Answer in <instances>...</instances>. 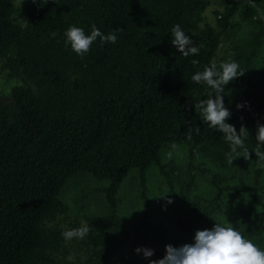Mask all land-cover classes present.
<instances>
[{
	"label": "trees",
	"instance_id": "1",
	"mask_svg": "<svg viewBox=\"0 0 264 264\" xmlns=\"http://www.w3.org/2000/svg\"><path fill=\"white\" fill-rule=\"evenodd\" d=\"M210 3L41 0L40 5L28 0L19 9L15 0H0V60L34 86H17L9 98H0V264H76L63 260L71 247L61 236L67 206L59 195L69 180L84 173L109 179L115 201L129 172L162 167V149L171 145L187 144L192 152L200 148L226 164L221 159L229 145L220 131L200 121L194 107L210 89L191 76L214 63L221 33L237 24L234 11L226 6L218 13V26L199 37L206 48L197 56L184 57L170 42L173 25L180 24L187 35ZM243 20L257 46L264 35L262 6L249 5ZM93 24L104 33L119 29L117 41L101 45L97 39L86 54L76 55L64 43V30L77 25L87 33ZM224 88L231 113L227 122L237 132L264 124L263 68L252 71L235 104L230 87ZM247 140L253 156L257 145L254 138ZM253 195L242 210L246 216L257 208V192ZM198 212L195 217L202 220L204 213ZM92 220L95 231L86 240L105 252L102 262L92 264H103L117 247L114 226L126 228L127 223L117 214ZM194 224L178 218L174 228L180 233L185 225L192 234ZM152 242L154 237L148 247Z\"/></svg>",
	"mask_w": 264,
	"mask_h": 264
},
{
	"label": "rangeland",
	"instance_id": "2",
	"mask_svg": "<svg viewBox=\"0 0 264 264\" xmlns=\"http://www.w3.org/2000/svg\"><path fill=\"white\" fill-rule=\"evenodd\" d=\"M210 2L201 18L191 24L187 35L200 49H205L206 44L199 40L200 35L210 27L218 26V13L224 12L226 6L234 11L232 19L237 24L233 29L221 33V45L214 63L219 67L224 61L234 60L239 69L244 71L227 84L230 87L231 102L235 104L243 98L252 71L264 69V35L257 46L252 44L250 26L243 20V12L251 4H260L264 12V0ZM27 4L28 0H21V3L15 0V6L19 9ZM22 85L34 87L21 75L11 74L0 60V98H9L12 90ZM245 128H242L244 146L250 151L247 138L252 137L257 145L256 152H264V144L256 140L257 126L248 125ZM191 148L187 144L171 145L162 149V167L152 164L145 170L132 169L118 188L115 201L110 199L112 193L109 179L84 173L69 180L59 195L67 206L61 221L66 229L87 226L89 231L83 239L69 241L71 248L63 260L76 264H92L96 259L102 262L105 252L86 239L95 231V220L92 219L111 214H117L120 220L127 223V227L114 226L117 247L113 258L103 264H148L149 260L163 258L165 245L175 247L191 243L196 230L211 228L216 221L230 223L246 238L264 248V162L257 163L256 154L251 156L250 152L248 158H245L241 155V149L231 154L241 156L229 163V149L228 154L221 159L226 162L224 165L205 155L200 148L193 147V152ZM169 152L171 156L167 155ZM213 179L218 185L214 184ZM242 183L248 188H235V185ZM219 188H222V193L217 195ZM254 191L257 192L258 205L251 216H246L248 213L242 210L253 199ZM163 194V197H156ZM196 209L204 213L202 220H198L197 215L195 217L198 212ZM231 217L235 220L232 221ZM178 218L189 222L193 219L195 224L192 234L185 230L186 224L181 226L183 232H176L174 223ZM153 237L154 243L148 247V241ZM138 246L153 249V255L145 258L142 252L134 251Z\"/></svg>",
	"mask_w": 264,
	"mask_h": 264
},
{
	"label": "clouds",
	"instance_id": "3",
	"mask_svg": "<svg viewBox=\"0 0 264 264\" xmlns=\"http://www.w3.org/2000/svg\"><path fill=\"white\" fill-rule=\"evenodd\" d=\"M33 2L35 3L36 0ZM39 4L42 5L41 0ZM118 31L119 29H116L104 33L93 24L90 31L86 33L83 27L69 25L64 30L63 37L65 45L70 47L72 52L83 56L97 39L101 45L114 44L118 38ZM185 33L180 24L173 25L170 31L171 44L184 57L199 55V46ZM50 35L55 37L56 33L52 32ZM192 63L197 64L198 61L193 59ZM243 72L236 61L227 60L219 67L215 63L205 65L203 70H198L191 76L194 83H204L210 89L207 98H201L194 107L195 110L198 109V117L202 123H207L209 127L222 133L221 136L230 149L229 163H232L235 157L243 155L248 158L249 155V150L244 146L242 127L237 132L235 126L227 122L231 113L230 109L225 106L223 95L224 86ZM246 103H237L236 108L240 109ZM256 140L261 145L264 144V124L257 126ZM241 149H243L241 155H231ZM255 154L258 158L257 163L264 162V152ZM167 155L171 156V152ZM165 194L156 197H163ZM168 202L171 203L170 200ZM88 231L87 226L68 228L61 232V236L66 241L83 239ZM165 250L163 258L149 260L148 264H264V248L253 243L251 239L246 238L241 231L227 222L216 221L211 228L196 230L191 243L175 247L167 244ZM134 251L142 252L145 258L151 257L154 252L153 249L143 246H138Z\"/></svg>",
	"mask_w": 264,
	"mask_h": 264
}]
</instances>
